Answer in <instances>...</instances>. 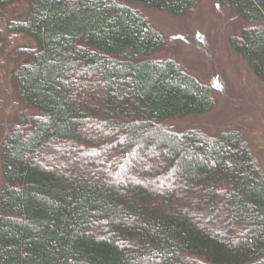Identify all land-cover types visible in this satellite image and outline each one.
Returning <instances> with one entry per match:
<instances>
[{"label": "trees", "instance_id": "16d2710c", "mask_svg": "<svg viewBox=\"0 0 264 264\" xmlns=\"http://www.w3.org/2000/svg\"><path fill=\"white\" fill-rule=\"evenodd\" d=\"M35 41L11 70L0 144V264H264V170L241 131L177 130L212 111L209 84L138 8L197 0H0ZM232 49L264 83V0H219ZM133 4V5H132Z\"/></svg>", "mask_w": 264, "mask_h": 264}, {"label": "rangeland", "instance_id": "374dc122", "mask_svg": "<svg viewBox=\"0 0 264 264\" xmlns=\"http://www.w3.org/2000/svg\"><path fill=\"white\" fill-rule=\"evenodd\" d=\"M133 6L166 36L168 44L157 58L178 60L211 86L216 99L212 111L176 118L167 126L180 131L195 129L212 135L221 130L237 129L242 132L264 170V83L230 45L231 38L243 27L240 17L219 0H197L195 11L188 16ZM28 9L27 3L14 2L0 14V144L20 110L15 102L11 70L26 60L20 54L21 50L36 46L31 37L11 33L8 25L10 21L24 18ZM2 187L0 169V191Z\"/></svg>", "mask_w": 264, "mask_h": 264}]
</instances>
